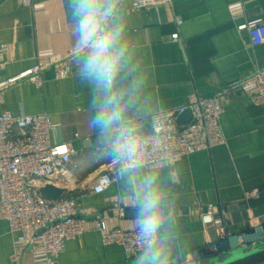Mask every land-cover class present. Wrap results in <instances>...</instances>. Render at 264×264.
Returning <instances> with one entry per match:
<instances>
[{
  "label": "crops",
  "instance_id": "1",
  "mask_svg": "<svg viewBox=\"0 0 264 264\" xmlns=\"http://www.w3.org/2000/svg\"><path fill=\"white\" fill-rule=\"evenodd\" d=\"M71 3L33 0L24 6L19 0H0V80L36 64L46 66L42 86L26 79L3 91L0 113H50L57 125L53 140L71 142L74 149L68 176L59 182L65 188L62 198L72 200L87 218V230L67 240L59 257L52 259L40 241H18L19 235L29 238L33 232H11L0 213V264H134L141 251L127 254L120 244H105L96 222L137 228L134 192L148 174L156 176L165 193L166 222L160 236L168 237L170 264H187L192 251L219 242L220 225L203 220L209 209L223 215L232 232H264V203L244 204L264 195V104L251 99L254 85L240 84L264 67V43L254 45L248 28L240 27L264 18V0H172L159 9L140 10L132 0H113L127 48L116 82L118 91L129 93L125 130L151 133L153 113L184 105L194 93L219 94L224 107L225 143L141 165L127 177L120 175L123 166L110 165L114 159L109 146L97 142L92 92L74 76L78 35ZM174 32L179 39L172 38ZM57 61L67 63L71 72L57 76ZM107 172L114 181L106 190L93 192V182ZM249 264H264V256Z\"/></svg>",
  "mask_w": 264,
  "mask_h": 264
},
{
  "label": "built area",
  "instance_id": "2",
  "mask_svg": "<svg viewBox=\"0 0 264 264\" xmlns=\"http://www.w3.org/2000/svg\"><path fill=\"white\" fill-rule=\"evenodd\" d=\"M19 1L24 6H31L33 2ZM132 2L133 7L140 10L159 9L170 5L172 0ZM177 22L181 23L182 19L177 18ZM240 27L248 28L254 45L264 43V18H255ZM172 38L179 39V33L174 32ZM2 58L0 50V62ZM53 65L57 76L71 72L70 66L63 61H57ZM45 67L36 64L1 79L0 100L6 88L26 79L42 86V71ZM240 84L254 85L256 89L251 99L257 104H264V67L250 73ZM186 110L191 111L192 118L181 124L178 118ZM223 112L219 94L201 93L191 94L189 101L184 105L158 110L151 116V133H132L136 143L134 161L138 162L139 166H150L225 143L226 137L221 124ZM56 126L48 112L14 114L11 110H5L0 113V213L9 221L11 232H33L29 238L24 234L19 235L18 241H40L52 259L59 257L67 240L86 232L88 221L85 216L79 214L72 200L62 197L49 199L41 192V187L47 183L60 186V180L68 176V163L74 153L71 142L53 140L52 134ZM110 165L125 166V162L114 159ZM113 181L114 177L107 172L93 182L92 190L95 193L102 192ZM203 220L205 224L220 225L222 241L192 251L187 264L224 250L222 246L225 245L222 244L229 245L230 237L246 235L233 234L223 215L216 214L212 209L204 212ZM96 229L105 244H120L127 254L140 252L145 247L137 228H109L103 219H99ZM229 246L231 247V244Z\"/></svg>",
  "mask_w": 264,
  "mask_h": 264
},
{
  "label": "clouds",
  "instance_id": "3",
  "mask_svg": "<svg viewBox=\"0 0 264 264\" xmlns=\"http://www.w3.org/2000/svg\"><path fill=\"white\" fill-rule=\"evenodd\" d=\"M71 14L78 35L74 76L92 92L95 115L91 124L99 130L97 142L109 146L112 159L125 162L120 175L127 177L139 164L134 161L136 143L132 132L122 124L129 93L116 89L117 78L126 64L124 26L114 16L113 0H72ZM134 198L132 211L138 222V235L145 244L133 258L134 264H170L165 247L168 237L160 236L166 222L165 193L155 175L148 174L140 180Z\"/></svg>",
  "mask_w": 264,
  "mask_h": 264
},
{
  "label": "water",
  "instance_id": "4",
  "mask_svg": "<svg viewBox=\"0 0 264 264\" xmlns=\"http://www.w3.org/2000/svg\"><path fill=\"white\" fill-rule=\"evenodd\" d=\"M192 118L190 110H186L179 118V123H186ZM65 188L53 183H47L41 187V192L44 197L49 199H59L62 197ZM264 203V195L258 197L248 198L244 204L257 205ZM264 252V236L258 237L254 240L247 241L242 244H236L230 248H226L218 253L207 257L200 258L190 264H233L245 258Z\"/></svg>",
  "mask_w": 264,
  "mask_h": 264
},
{
  "label": "bare ground",
  "instance_id": "5",
  "mask_svg": "<svg viewBox=\"0 0 264 264\" xmlns=\"http://www.w3.org/2000/svg\"><path fill=\"white\" fill-rule=\"evenodd\" d=\"M264 236V232L262 230H260V228H257L255 234H251V235H241V236H234V237H230L229 238V245L231 244V246L236 245V244H242L245 241H250V240H254L258 237Z\"/></svg>",
  "mask_w": 264,
  "mask_h": 264
},
{
  "label": "trees",
  "instance_id": "6",
  "mask_svg": "<svg viewBox=\"0 0 264 264\" xmlns=\"http://www.w3.org/2000/svg\"><path fill=\"white\" fill-rule=\"evenodd\" d=\"M264 256V252H261L259 254L253 255L251 257L245 258L243 260H240L238 262H235L233 264H249V263H253L254 261L262 258Z\"/></svg>",
  "mask_w": 264,
  "mask_h": 264
},
{
  "label": "rangeland",
  "instance_id": "7",
  "mask_svg": "<svg viewBox=\"0 0 264 264\" xmlns=\"http://www.w3.org/2000/svg\"><path fill=\"white\" fill-rule=\"evenodd\" d=\"M229 228V227H228ZM257 228H252V230H250V232H237L238 234H241V233H244V234H251V233H254V232H256L255 230H256ZM227 232H229V230L227 231ZM233 234H235V232L233 233ZM221 239V238H220ZM220 241V240H219ZM222 241V240H221ZM220 241V242H221ZM222 245H225V246H222V248L224 247V249H226V248H230V246L228 245V244H222Z\"/></svg>",
  "mask_w": 264,
  "mask_h": 264
}]
</instances>
